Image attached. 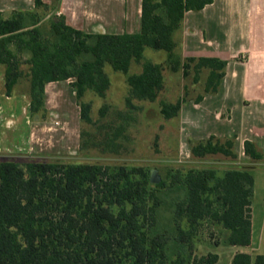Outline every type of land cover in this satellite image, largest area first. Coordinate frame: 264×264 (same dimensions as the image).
I'll return each instance as SVG.
<instances>
[{
    "label": "trees",
    "instance_id": "16d2710c",
    "mask_svg": "<svg viewBox=\"0 0 264 264\" xmlns=\"http://www.w3.org/2000/svg\"><path fill=\"white\" fill-rule=\"evenodd\" d=\"M213 2L143 0L142 30L134 35L77 30L64 17L49 13L43 0H35V12H13L9 17L0 13V64L6 66L7 94L26 78L36 115L45 112L47 84L76 79L81 120L91 124V106L83 99L89 90L105 97L111 87L105 66L128 75L132 61H142L150 47L166 51L171 70L181 71L186 80L194 75L197 83L202 72H208L204 93L195 100L199 103L219 91L227 61L183 58L175 35L186 12ZM127 83L128 109L137 108L134 100L155 102L164 89L163 66L145 61L142 72L130 75ZM187 102L165 103L161 114L166 120L179 118ZM190 150L196 159L222 155L237 160L234 139L190 141ZM245 154L253 162L264 160V153L250 141L245 142ZM152 184L148 171L126 165L3 160L0 264H217L216 253L193 254L205 222L228 231L226 244L251 246L255 179L249 170L220 174L215 169H189L171 174L169 183ZM173 190L183 195L170 202L160 197L161 191ZM166 203L173 208L172 227L161 225L160 209ZM231 264H264V255L238 253Z\"/></svg>",
    "mask_w": 264,
    "mask_h": 264
},
{
    "label": "crops",
    "instance_id": "0c3cea01",
    "mask_svg": "<svg viewBox=\"0 0 264 264\" xmlns=\"http://www.w3.org/2000/svg\"><path fill=\"white\" fill-rule=\"evenodd\" d=\"M43 2L49 13L88 34L134 35L142 30L143 0H61L56 10V0ZM35 11V0H0V13L5 17ZM178 40L183 58L227 61L219 91L206 94L199 103L189 100L182 107L179 118L189 150L190 141L211 136L234 139L237 161L253 162L245 154L246 141L264 153V0H214L203 10L188 11ZM29 92L25 78L9 96L6 66L0 64V164L5 159L79 155L83 123L73 81L46 85L44 113L32 114ZM67 94L76 105L66 100ZM246 165L238 169L250 170V163ZM231 247L227 264L238 253L264 255L248 250L253 237L249 247Z\"/></svg>",
    "mask_w": 264,
    "mask_h": 264
},
{
    "label": "rangeland",
    "instance_id": "374dc122",
    "mask_svg": "<svg viewBox=\"0 0 264 264\" xmlns=\"http://www.w3.org/2000/svg\"><path fill=\"white\" fill-rule=\"evenodd\" d=\"M179 33L175 35L176 42L179 41ZM145 61L163 66L164 89L155 102L134 100L137 108L130 110L126 107L129 94L127 79L130 75L140 74ZM105 71L111 81V87L105 97L89 90L83 99V103L91 106L92 123L82 124L81 132L84 135L81 136V144H86L79 155L43 156L17 161L60 159L64 162L111 167L126 165L145 169L150 176L152 170H157L161 181L168 183L170 175L177 171L186 173L189 169H215L221 174L228 169L247 168L246 163H250L249 171L255 179V186L252 198L253 247L248 250L255 254H264V162H239L222 155L196 159L191 156L189 138L182 133L180 118L166 120L161 114L162 105L165 103H176L182 99L196 100L202 95L208 72L203 71L197 83L194 81V75L186 80L181 71L171 70L166 51L150 47L146 48L142 61H132L128 75L116 72L109 64L105 66ZM70 80L76 82V79ZM66 100L74 101L76 105V100H71L69 94ZM104 109L106 114L102 115ZM182 195V190L160 192V197L166 202L179 199ZM166 205L167 203L160 209L161 225L165 227L169 224L167 227H172L173 208ZM227 236L228 231L221 227L209 222L202 223L194 243L193 254L203 256L216 253L220 256L217 264H227L233 249L226 244ZM185 249V253L189 254V247Z\"/></svg>",
    "mask_w": 264,
    "mask_h": 264
},
{
    "label": "water",
    "instance_id": "95a60500",
    "mask_svg": "<svg viewBox=\"0 0 264 264\" xmlns=\"http://www.w3.org/2000/svg\"><path fill=\"white\" fill-rule=\"evenodd\" d=\"M150 180H151V183H153V184H159L161 182V178H160L157 170L151 171Z\"/></svg>",
    "mask_w": 264,
    "mask_h": 264
}]
</instances>
